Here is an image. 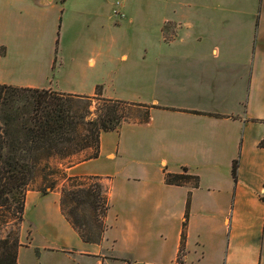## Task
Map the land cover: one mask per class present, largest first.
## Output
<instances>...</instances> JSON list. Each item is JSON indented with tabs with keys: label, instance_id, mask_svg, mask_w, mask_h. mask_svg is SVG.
I'll use <instances>...</instances> for the list:
<instances>
[{
	"label": "crops",
	"instance_id": "1",
	"mask_svg": "<svg viewBox=\"0 0 264 264\" xmlns=\"http://www.w3.org/2000/svg\"><path fill=\"white\" fill-rule=\"evenodd\" d=\"M114 8L0 0V84L79 96L101 87L103 97L133 104L118 129L101 133L97 158L90 148L40 165L18 264H118L105 251L128 264H264V0L143 2L121 10L122 23ZM156 8L159 39L120 53L123 22ZM26 17L35 21L28 33ZM28 35L36 47L22 46ZM168 173L199 183L170 184ZM46 176L59 185L98 176L109 188L100 244L64 215L61 191L42 192Z\"/></svg>",
	"mask_w": 264,
	"mask_h": 264
},
{
	"label": "trees",
	"instance_id": "2",
	"mask_svg": "<svg viewBox=\"0 0 264 264\" xmlns=\"http://www.w3.org/2000/svg\"><path fill=\"white\" fill-rule=\"evenodd\" d=\"M96 108L93 109V104ZM133 104L102 96L60 93L50 89L0 84V232L14 218V230L0 234V264H18L20 229L24 220L26 193L40 165L52 158L67 159L92 148L100 153L102 132L116 130L127 120ZM260 145L264 147V138ZM239 161L233 162L237 179ZM57 173L50 170L48 175ZM198 176L166 175L170 184L183 185ZM46 180H49L46 176ZM52 183V189L57 181ZM187 201L179 261L186 251ZM109 188L98 176H70L61 190V209L85 242L100 244L107 229Z\"/></svg>",
	"mask_w": 264,
	"mask_h": 264
},
{
	"label": "rangeland",
	"instance_id": "3",
	"mask_svg": "<svg viewBox=\"0 0 264 264\" xmlns=\"http://www.w3.org/2000/svg\"><path fill=\"white\" fill-rule=\"evenodd\" d=\"M71 1L72 0H69V3ZM165 1L166 0H122L121 4H120V9L123 12H126V10L130 6H135V4H137V3H143V2L159 3V2H165ZM167 1H170V2L171 1L172 2H186L189 0H167ZM255 1L257 3H260V0H255ZM112 2L114 3L115 0H112ZM141 16L145 18L144 21H135L136 19H139V15L136 14L133 16V19H134L133 23L123 22L122 27L118 29L119 34L121 36V40H123L120 53L127 52L129 48L143 47V43L147 42L148 39H150L151 42H155L157 39H159V34H160L159 22H156L157 19L160 17L158 9L157 8L152 9L151 11L146 12ZM113 19L115 21H119V23L120 22L122 23L123 18H119V17L117 18V16H115ZM21 26H22L23 32L28 33L27 30H29L31 27L35 26V21L30 19V18H27V17L23 18ZM104 27H105V25H104ZM58 34H60V32ZM21 44H22V46L36 47L35 40L33 38H31V36H29V35L22 38ZM95 108H96V104L94 103L93 109H95ZM127 119H128V117H127ZM39 174H40V172L37 170L35 178L37 176H39ZM34 179H33V181H34ZM53 182L54 181H51V179L44 180L45 185L42 188V192H47V191L53 190L54 188L55 189L57 188L58 191H61L62 188L67 184V181L64 182L63 184H60V185L58 183H55L54 188L52 189V183ZM29 188L30 187H28V189ZM9 216L11 217V221H10V223H7L2 227V230L0 232V234H2V235H6L8 232L14 230V221H15L13 219L14 217L11 215H9ZM104 257L107 259L116 260L118 262V264H128V263L123 262L121 260H117V258H115L113 256V254L109 251L104 252Z\"/></svg>",
	"mask_w": 264,
	"mask_h": 264
},
{
	"label": "built area",
	"instance_id": "4",
	"mask_svg": "<svg viewBox=\"0 0 264 264\" xmlns=\"http://www.w3.org/2000/svg\"><path fill=\"white\" fill-rule=\"evenodd\" d=\"M122 0H115L114 15L118 17H124V13L120 9V4Z\"/></svg>",
	"mask_w": 264,
	"mask_h": 264
}]
</instances>
